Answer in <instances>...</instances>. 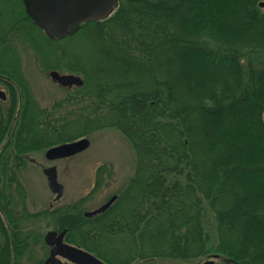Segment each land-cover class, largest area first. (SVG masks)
Here are the masks:
<instances>
[{"label": "trees", "instance_id": "1", "mask_svg": "<svg viewBox=\"0 0 264 264\" xmlns=\"http://www.w3.org/2000/svg\"><path fill=\"white\" fill-rule=\"evenodd\" d=\"M262 2L120 0L107 20L55 41L20 0L18 20L0 23V83L9 90L0 109V264L45 241L26 226L41 218L107 264L211 255L264 264ZM13 33L44 74H77L82 87L42 106L12 59ZM105 129L119 131L136 158L112 207L84 216L113 178L105 164L85 198L31 213L20 179L28 155Z\"/></svg>", "mask_w": 264, "mask_h": 264}, {"label": "rangeland", "instance_id": "2", "mask_svg": "<svg viewBox=\"0 0 264 264\" xmlns=\"http://www.w3.org/2000/svg\"><path fill=\"white\" fill-rule=\"evenodd\" d=\"M3 10L8 11L9 7L3 5ZM19 42L23 69L31 83L33 94L42 106H51L56 100L62 98L66 91L38 67L34 51L30 50L29 45L22 40ZM0 90H4L1 85ZM6 108L7 104L0 100V109ZM84 138L90 140L89 149L72 158L50 162L45 158V152L28 155L26 165L20 170V179L28 193L27 204L31 213L49 210L52 208L51 204L52 209H56L88 196L95 186L96 171L102 165H110L114 175L111 180L104 182L102 189L94 197L86 201L84 208L87 211L100 207L127 185L133 177L136 169L135 153L129 141L119 131L105 129ZM44 167L55 170L56 181L59 186H62V191L56 193L50 188L49 179L43 172ZM58 197L60 199L55 201ZM26 226L38 237L43 235V241L46 234L54 230L52 222L46 218L32 220ZM44 242L24 253L16 260L17 263L15 261V264H44L50 251ZM211 256L187 262L160 260L141 261L135 264H204ZM215 264L229 263L216 260Z\"/></svg>", "mask_w": 264, "mask_h": 264}, {"label": "water", "instance_id": "3", "mask_svg": "<svg viewBox=\"0 0 264 264\" xmlns=\"http://www.w3.org/2000/svg\"><path fill=\"white\" fill-rule=\"evenodd\" d=\"M118 6L119 0H24L26 14L52 40L66 35H75L82 24L108 17ZM260 7L264 8V2L260 3ZM49 76L64 88L82 87L83 85V79L78 75L61 74L53 70ZM0 99L6 100V93L1 90ZM89 147L90 140L82 138L49 148L45 153V158L48 161L68 159L88 150ZM45 172L49 173L52 180L56 179L54 169H47ZM117 199L118 195L111 197L99 208L86 212L85 217L92 218L107 212ZM66 234L67 230L60 233L49 231L46 234L45 242L51 247V251L45 264H66L59 257L73 264H107L94 254L66 243ZM217 259H219L218 255H212L204 264H215Z\"/></svg>", "mask_w": 264, "mask_h": 264}, {"label": "flooded vegetation", "instance_id": "4", "mask_svg": "<svg viewBox=\"0 0 264 264\" xmlns=\"http://www.w3.org/2000/svg\"><path fill=\"white\" fill-rule=\"evenodd\" d=\"M22 1V4H23V7H24V0H21ZM3 5H7V7H9V10L7 11H5V10H3ZM119 5H120V0H119ZM10 7H12L13 9H16V11H13V10H11L10 9ZM119 7V6H118ZM24 10H25V7H24ZM116 10V8L114 9V11ZM10 11H13L12 13H10ZM22 10H21V6H20V0H7V1H5V0H0V23H4V24H6V23H10V20L9 19H11L10 17V15H15L17 18V20H18V16H19V13L21 12ZM114 11L108 16V17H106V18H104V19H101V20H98V21H89V22H100V21H104V20H107L113 13H114ZM26 12V11H25ZM88 23V22H87ZM86 24V23H85ZM83 25V24H82ZM81 25V26H82ZM17 29H19L18 27H17ZM12 32H14V31H12ZM16 32H18V31H16ZM15 35V33H13V37H12V40L17 44V49L14 51V53H15V55H16V57L15 58H12L14 61H15V65H17V66H22V68H23V63H22V59H21V56H20V45L18 44V43H20L19 42V40H23L20 36H19V33H16V35L17 36H14ZM70 35H66V36H64V37H62V38H59V39H55V41H63V40H65V39H67L68 37H69ZM74 36V35H73ZM2 60L3 59H1V61H0V63H2ZM53 71V70H52ZM57 71V70H56ZM51 72V71H50ZM49 72V73H50ZM59 72V71H58ZM62 74V73H61ZM4 78V80L6 79L5 77H3ZM7 81V80H6ZM0 85L3 87V89L4 90H1V91H3V92H5L6 93V100L5 101H3V100H1L2 102H4V103H8V100H9V90H8V87L7 86H5L3 83H0ZM59 85V84H58ZM62 87V86H61ZM62 88H64V87H62ZM73 88V87H72ZM64 89H68V88H64ZM27 159H29V158H27ZM51 162H55V161H51ZM47 169H49L48 167H44L43 168V172L46 174V176H47V178L49 179V185H50V188H52V190L54 191V192H59V191H62V186H59V184L57 183V181H56V179H51L50 178V175H49V173L48 172H45V170H47ZM113 196H115V194L113 195ZM113 196H111V197H113ZM110 197V198H111ZM109 198V199H110ZM60 199V197H58L57 199L55 198V201H57V200H59ZM108 199V200H109ZM107 200V201H108ZM106 201V202H107ZM51 206H52V208H53V205L51 204ZM99 208V207H98ZM97 209V208H96ZM95 210V209H94ZM91 211H93V210H91ZM100 215H102V214H100ZM85 216V215H84ZM98 216V215H97ZM52 231H57V230H52ZM58 232V231H57ZM63 232V231H62ZM60 233V232H59ZM67 235V234H66ZM65 242H66V237H65ZM67 243V242H66ZM72 245V244H71ZM49 247V246H48ZM50 248V251H51V247H49ZM50 251H49V256H50ZM48 256V257H49ZM48 257L46 258V260L48 259ZM60 259H61V261L63 262V263H66V264H73V263H71V262H69V261H67L66 259H64V258H61V257H59ZM46 260L44 261V264H45V262H46ZM217 260H219V259H217ZM16 261V260H15ZM15 261H14V263L13 264H15ZM16 263H17V261H16Z\"/></svg>", "mask_w": 264, "mask_h": 264}]
</instances>
